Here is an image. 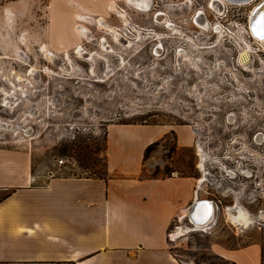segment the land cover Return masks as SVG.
<instances>
[{"label":"rangeland","instance_id":"1","mask_svg":"<svg viewBox=\"0 0 264 264\" xmlns=\"http://www.w3.org/2000/svg\"><path fill=\"white\" fill-rule=\"evenodd\" d=\"M150 1L142 13L125 5L141 26L133 35L126 14L119 32L116 15L107 22L64 0H0V166L27 164L36 184L54 175L105 177L110 125L154 126L161 137L141 176L189 174L196 197L218 202L207 231L172 238L189 222L181 215L170 225L172 255L180 264H236L230 249L264 244V51L248 30L256 2L227 3L222 16L213 0ZM159 12L172 25L158 22ZM236 205L258 220L234 224Z\"/></svg>","mask_w":264,"mask_h":264},{"label":"crops","instance_id":"2","mask_svg":"<svg viewBox=\"0 0 264 264\" xmlns=\"http://www.w3.org/2000/svg\"><path fill=\"white\" fill-rule=\"evenodd\" d=\"M64 1L106 21L116 15L111 5L128 3ZM108 130L103 178L54 175L36 184L27 164L0 166V264H180L168 229L193 203L196 179L180 172L141 176L146 148L161 137L156 127ZM227 256L236 264H264V244L253 241Z\"/></svg>","mask_w":264,"mask_h":264},{"label":"bare ground","instance_id":"3","mask_svg":"<svg viewBox=\"0 0 264 264\" xmlns=\"http://www.w3.org/2000/svg\"><path fill=\"white\" fill-rule=\"evenodd\" d=\"M128 1L135 4V6L142 11L148 10L147 9L148 6L146 7V6L142 5L144 0H128ZM226 1L228 3L236 4V5H248V4L250 5L254 2H256V3H254V5L251 7V9L249 11L248 30L250 31L251 35L255 38V42H257L258 44H262L264 47V37H261L262 30L264 29V24L260 27V24L262 22H264V11H262V14L254 15L255 16L254 18L252 17L253 8L257 4H259L262 0H259V1H257V0H226ZM218 4H219V6L223 5L221 2ZM119 16L124 17L125 15H124V13L119 12ZM99 23H100L101 28L114 32L113 28L110 25L106 24V22L103 18L99 19ZM103 40L105 41L106 39L103 38ZM157 51H159V49H157ZM243 57H244L245 61L248 60L249 59L248 53L244 52ZM200 155H201L202 159L200 161L199 167H203V165H204L203 164V162H204L203 154L200 153ZM204 180H205V176H202L198 180V187L201 185V183ZM203 199H205V198L195 199L193 201V204L195 203L194 206L197 205L196 209L194 210V214L191 215V213H190L192 211V208H193V207L190 208L191 205L188 206V208L186 210H184L182 215H185V218L188 219L189 223L186 225H183V224L179 225V227L177 229L173 230L172 231V238H178L180 235L185 234L189 231H197V230H201V229H202L201 231H207L210 228H212V226L215 224L216 219H217L216 214H215V208L212 205V203H208L207 201H205L204 203H201V202L197 203V201H200ZM236 208H237L236 213H234L235 212L234 211L233 213L230 212V214H229V218L231 219V221L234 224L240 226L241 228H245V227L247 228L249 225H251L252 222H255L254 219L252 221L251 216L248 215V213L246 212V209L244 207L236 205ZM228 209H230V208L228 207ZM189 218L191 220H189Z\"/></svg>","mask_w":264,"mask_h":264},{"label":"flooded vegetation","instance_id":"4","mask_svg":"<svg viewBox=\"0 0 264 264\" xmlns=\"http://www.w3.org/2000/svg\"><path fill=\"white\" fill-rule=\"evenodd\" d=\"M147 1V2H146ZM146 1H144L143 2V4L142 5H144V6H148V8L147 9H150L149 7L151 6V1L150 0H146ZM223 5H221V6H219V4H218V2H217V4H215V3H211V7L216 11V12H218V13H220L221 12V10H222V8L223 7H225V5L228 3L226 0H219ZM219 7H222L221 9H219ZM201 13V12H200ZM156 20L158 21V22H164L165 24H167V25H172L170 22H169V20L167 19V17L164 15V13L163 12H159L158 14H157V16H156ZM196 24L199 26V27H201V28H203L204 30H206L207 29V26H208V23L206 22V20L203 18V17H200L199 19L197 18L196 19ZM216 29H217V31L219 32L220 30H219V27L217 26L216 27ZM251 37L254 39L253 41H255V38L251 35ZM261 48H260V50H261V52H263L264 51V47H263V45L262 44H258ZM258 48V47H257ZM259 50V49H258ZM244 52H247L248 53V57H249V59L248 60H244V57H243V53ZM240 61L243 63V64H247L249 61H250V54H249V52H248V50L247 49H244L243 51H242V53H241V55H240ZM251 66H252V71H254V69H255V64H254V59H252V56H251ZM251 71V70H250ZM257 136H259L258 138H262L263 139V136H261V135H257ZM201 178V177H200ZM199 178V179H200ZM198 179V180H199ZM195 199H201L200 197H195ZM194 199V200H195ZM203 200H206L208 203H212V205L214 206V208H215V214H216V218H217V206H216V204H218V202L217 201H215V200H211V199H203ZM216 203V204H215ZM246 212L248 213V215L249 216H251V218H252V221H253V219L255 220V222L258 220V218L256 217V216H254V215H252L250 212H248L247 210H246ZM261 218H263L264 216L263 215H261L260 216ZM188 220V219H187ZM252 223H254V222H252ZM251 223V224H252Z\"/></svg>","mask_w":264,"mask_h":264},{"label":"built area","instance_id":"5","mask_svg":"<svg viewBox=\"0 0 264 264\" xmlns=\"http://www.w3.org/2000/svg\"><path fill=\"white\" fill-rule=\"evenodd\" d=\"M127 6H128V3L126 4ZM130 8H132L131 6H129ZM117 9H116V12H113V13H115L116 15H117V17H119L120 18V16H119V12H121V13H124V14H126L127 16H128V18H129V22H131V23H129L128 24V32L130 33V34H133V35H137L139 32H141L140 30V28H141V26L139 25V24H137V23H133L131 20H132V18L128 15V13H129V11H128V9L126 8V7H120V6H117L116 7ZM212 8V7H211ZM135 12H141L140 10H138L137 9V7L135 6V5H133V8H132ZM213 9V8H212ZM115 11V10H114ZM159 11V10H158ZM227 11V10H226ZM156 12V11H155ZM164 12V11H163ZM142 13V12H141ZM165 13V12H164ZM200 13V12H199ZM220 14V13H219ZM222 14V16L225 14V10L221 13ZM220 14V15H221ZM121 19V22H122V25L120 26V25H114L113 27H114V29H116L117 31H121L122 29H123V26H125L126 25V23H125V21H124V18H120ZM156 22V21H155ZM156 23H158V22H156ZM164 24V23H163ZM220 25H223V23L221 24V21H220V23H219ZM164 25H166V24H164ZM219 25V27L221 28L222 26H220ZM214 30H215V27L213 28ZM135 33V34H134ZM126 34V33H125ZM127 35V34H126ZM250 36H251V33H250ZM65 162V160L64 159H60V161H59V164H63ZM216 204V203H215Z\"/></svg>","mask_w":264,"mask_h":264},{"label":"water","instance_id":"6","mask_svg":"<svg viewBox=\"0 0 264 264\" xmlns=\"http://www.w3.org/2000/svg\"><path fill=\"white\" fill-rule=\"evenodd\" d=\"M213 3H215V4H217V2L218 3H220V1L219 0H213L212 1ZM222 7H219V9H221ZM224 9V7L222 8V10ZM262 11H264V0H262L259 4H257L254 8H253V10H252V17L254 18L255 16L254 15H258V14H262ZM254 22V21H253ZM264 24V22H262L261 24H260V27L262 26ZM261 37H264V29L262 30V34H261ZM206 200H200V201H197V203H204ZM195 205V203L193 204H191V206H190V208H192V211L190 212L191 213V215L192 214H194V210L196 209V207H197V205L196 206H194ZM207 215V214H206ZM205 215V216H206ZM189 220H191L190 218H189Z\"/></svg>","mask_w":264,"mask_h":264},{"label":"trees","instance_id":"7","mask_svg":"<svg viewBox=\"0 0 264 264\" xmlns=\"http://www.w3.org/2000/svg\"><path fill=\"white\" fill-rule=\"evenodd\" d=\"M154 146H155V142H153L150 145H148V147L146 148V153H145L146 155H145V157L148 155L149 152H151V150H153ZM106 148H107V144H106ZM105 153H106V149H105ZM105 156H106L105 158H106V161H107V154ZM99 177H101V176H99ZM101 178H103V177H101ZM3 197L4 196H0V200H2Z\"/></svg>","mask_w":264,"mask_h":264}]
</instances>
